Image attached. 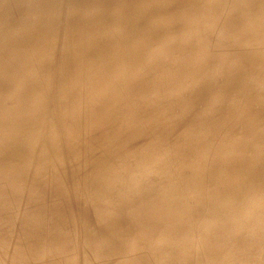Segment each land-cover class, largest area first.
<instances>
[{"label": "rangeland", "instance_id": "rangeland-1", "mask_svg": "<svg viewBox=\"0 0 264 264\" xmlns=\"http://www.w3.org/2000/svg\"><path fill=\"white\" fill-rule=\"evenodd\" d=\"M263 80L264 0H0V264H264Z\"/></svg>", "mask_w": 264, "mask_h": 264}, {"label": "bare ground", "instance_id": "bare-ground-1", "mask_svg": "<svg viewBox=\"0 0 264 264\" xmlns=\"http://www.w3.org/2000/svg\"><path fill=\"white\" fill-rule=\"evenodd\" d=\"M252 53L254 54V58H256L257 55L255 53H257V51H252ZM262 84L264 86V80H263V83ZM253 107L254 106H248V107H246V109L248 108L247 112H249V113H251V112L252 113H256L257 112V109L256 108L254 109ZM246 130H248V131H246V133L243 134L244 135L243 139H245V141H242L241 143H238V144L231 145L229 142L222 140V138H220L221 135L219 137H216L215 140L218 143L223 144V145H225L228 148H231V150L233 149V151H237V152L241 153L245 157H246V154H248L250 156H253V155H256L257 154L255 156V158H252V159H261L262 160L263 158H261L260 151L264 150V125L262 123H260V125H254V126L247 127ZM186 133H187V131H186ZM186 133H184V132L178 133L176 135V138L174 139V142H178L179 141V143L181 142V143L185 144V147L182 148V150H183V152H185V154L182 155L181 158L189 159V161H191V160H194V158L200 152L199 146L198 147L195 146L194 142H195V140L197 138L200 137V133L201 132L198 131L199 134L196 135V136L191 135V137H189V139H187L185 137L186 136L185 135ZM169 144H171V145H169ZM173 146H174L173 142L170 141V142H167V143L163 144V146H161V147H163L166 150V152H169V151L173 150L176 153L177 151L175 149H172ZM150 148H152L151 145L150 144H146L145 151L143 153H140V154H137V153L130 154L126 158V160L124 161V163H123L125 165V170L128 173H130V174L139 171L140 170L139 168L140 167H143V164L145 163V161L147 160V158L149 157V155L151 153L150 152L151 151ZM188 149L191 150L190 151L191 153H189V154L186 153ZM197 151H198V153H197ZM247 161H248V164L254 165V166L257 167V169L259 170L258 172H261V174H262L261 177L264 180V177H263L264 176V163H261V162L256 161V160H247ZM180 162H181V160H180ZM258 164H260V166ZM252 182H250V183H252ZM253 185L251 184V186L256 187V184L254 182H253ZM248 186H250V185H248ZM248 186H245V187H248ZM252 190H254V189L247 190V192H246V194L244 196L245 198H246V196L249 197L251 201H253V199L255 198L252 195V193H251ZM144 193H148V192H144ZM259 221H261V220H259ZM263 221H264V219H263ZM258 225H260V227L262 226V224H258Z\"/></svg>", "mask_w": 264, "mask_h": 264}]
</instances>
